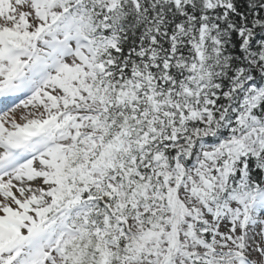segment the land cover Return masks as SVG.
<instances>
[{
    "label": "snow or ice",
    "instance_id": "obj_1",
    "mask_svg": "<svg viewBox=\"0 0 264 264\" xmlns=\"http://www.w3.org/2000/svg\"><path fill=\"white\" fill-rule=\"evenodd\" d=\"M0 99V264H264V0H0Z\"/></svg>",
    "mask_w": 264,
    "mask_h": 264
},
{
    "label": "rangeland",
    "instance_id": "obj_2",
    "mask_svg": "<svg viewBox=\"0 0 264 264\" xmlns=\"http://www.w3.org/2000/svg\"><path fill=\"white\" fill-rule=\"evenodd\" d=\"M37 182H39V181H37Z\"/></svg>",
    "mask_w": 264,
    "mask_h": 264
}]
</instances>
